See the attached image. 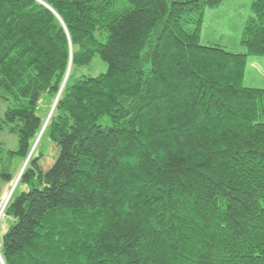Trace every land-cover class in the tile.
I'll list each match as a JSON object with an SVG mask.
<instances>
[{
  "label": "trees",
  "instance_id": "obj_1",
  "mask_svg": "<svg viewBox=\"0 0 264 264\" xmlns=\"http://www.w3.org/2000/svg\"><path fill=\"white\" fill-rule=\"evenodd\" d=\"M225 0H0V124L26 162L0 264H264V0L242 46L201 44ZM96 57L108 71L78 77ZM111 125L104 127L102 119ZM2 161V158H1ZM15 175L2 165L4 185ZM25 187L27 190H22ZM12 220V221H11Z\"/></svg>",
  "mask_w": 264,
  "mask_h": 264
},
{
  "label": "rangeland",
  "instance_id": "obj_2",
  "mask_svg": "<svg viewBox=\"0 0 264 264\" xmlns=\"http://www.w3.org/2000/svg\"><path fill=\"white\" fill-rule=\"evenodd\" d=\"M252 3L253 0H225L220 7L207 10L201 33V44L204 46L220 47L233 53H245L246 49L242 46L241 40L245 25L252 16ZM253 61H256L258 65L255 68L252 67ZM262 61H264L262 57L249 58L244 81L245 87L264 89V64L261 63ZM107 71L108 64L102 61L100 57H96L91 64L79 68L77 75L78 77L95 78L107 73ZM54 103L49 100L48 96L43 97L40 103L39 116L44 121L48 120ZM13 106V101H6L0 98V124H2L6 112ZM100 124L108 127L111 125V122L109 118H105L101 120ZM38 148L39 152L45 155L42 166L45 170H49L57 160L59 149L46 137L39 144ZM36 149L37 147L34 152ZM19 150L20 144L18 136L11 133L7 127L0 128V249L3 236L10 227V221L5 215V206L10 202L13 192L18 188V178L26 164L18 154ZM36 153H38V149ZM2 165H4L9 174L15 175L14 180L6 185H4L1 178ZM22 190L27 189L23 187Z\"/></svg>",
  "mask_w": 264,
  "mask_h": 264
},
{
  "label": "water",
  "instance_id": "obj_3",
  "mask_svg": "<svg viewBox=\"0 0 264 264\" xmlns=\"http://www.w3.org/2000/svg\"><path fill=\"white\" fill-rule=\"evenodd\" d=\"M59 97H60V94H59V96L57 97V99L55 100V103H54V106H53L52 112H51V114H50L48 120L46 121V123H45V125H44V128H43V130H42V132H41V134H40V136H39L37 142L35 143V146H34V148H33L32 153L30 154L29 158H28L27 161H26V164H25V166H24V170L26 169V167H27V165H28V163H29V161H30V159H31V157H32V154H33L35 148L38 146V144H39V142H40V139H41V137L43 136V134H44V132H45V130H46V128H47L49 122H50V119H51V117H52V115H53V113H54V111H55L56 106H57V103H58ZM24 170L22 171V173L24 172ZM22 173H21V175H22ZM21 175H20L19 178H18L19 181H20ZM17 183H19V182H17ZM17 185H18V184H17ZM13 193H14V192H13ZM8 203H9V202H8ZM8 203L6 204L5 209H6V207L8 206ZM0 262H1V263H4V259H3L2 254H1V249H0Z\"/></svg>",
  "mask_w": 264,
  "mask_h": 264
},
{
  "label": "crops",
  "instance_id": "obj_4",
  "mask_svg": "<svg viewBox=\"0 0 264 264\" xmlns=\"http://www.w3.org/2000/svg\"><path fill=\"white\" fill-rule=\"evenodd\" d=\"M201 35H202V34H201ZM248 63H249V60H248ZM256 63H257L256 61H253V62H252V67H253V68H255V66H258ZM261 63L264 64V61H262ZM249 88H250V87H249Z\"/></svg>",
  "mask_w": 264,
  "mask_h": 264
}]
</instances>
